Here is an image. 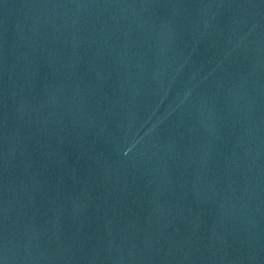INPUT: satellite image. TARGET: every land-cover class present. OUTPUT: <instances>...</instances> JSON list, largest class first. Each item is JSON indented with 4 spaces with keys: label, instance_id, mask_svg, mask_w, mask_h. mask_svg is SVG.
I'll list each match as a JSON object with an SVG mask.
<instances>
[{
    "label": "water",
    "instance_id": "95a60500",
    "mask_svg": "<svg viewBox=\"0 0 264 264\" xmlns=\"http://www.w3.org/2000/svg\"><path fill=\"white\" fill-rule=\"evenodd\" d=\"M0 264H264V0H0Z\"/></svg>",
    "mask_w": 264,
    "mask_h": 264
}]
</instances>
